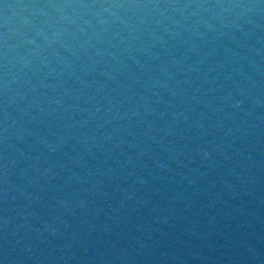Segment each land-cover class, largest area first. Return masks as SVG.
<instances>
[{
	"label": "water",
	"instance_id": "obj_1",
	"mask_svg": "<svg viewBox=\"0 0 264 264\" xmlns=\"http://www.w3.org/2000/svg\"><path fill=\"white\" fill-rule=\"evenodd\" d=\"M0 264H264V0H0Z\"/></svg>",
	"mask_w": 264,
	"mask_h": 264
}]
</instances>
